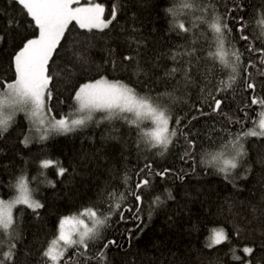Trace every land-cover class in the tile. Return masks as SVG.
Returning <instances> with one entry per match:
<instances>
[{"label": "snow or ice", "instance_id": "obj_1", "mask_svg": "<svg viewBox=\"0 0 264 264\" xmlns=\"http://www.w3.org/2000/svg\"><path fill=\"white\" fill-rule=\"evenodd\" d=\"M177 2L179 14H184L186 10L193 14V20L189 27L183 20L178 19L177 4L174 3L165 8V13L171 17L169 32L181 36L198 28L200 24H206L207 30L212 34L208 58L213 61L214 66L218 63L222 69L228 70L227 79L219 81L212 87H209L212 84L211 80L205 76V86L200 89L202 102L198 107L193 106L196 114L190 117L187 114L174 116L171 105L165 104L161 99L165 97L174 104L178 98L173 93H160L154 97L149 90L141 94L134 86L120 79H109L102 75L99 79L83 83L76 88L72 96V111L57 118L52 114L53 89L50 85L60 73L54 72L52 65L56 64L61 53L65 51V45L69 43L68 36L76 29L88 33L89 35L84 38L87 42L85 47H91L90 42L97 38L106 41L112 39L110 33L114 22L118 23V17L128 9V0H112L110 4L103 0H5V7L0 11V55L7 54L6 67L0 65V140L6 138L19 112H23L29 122L27 132L22 133L19 140L25 148H28L35 138L43 142L48 140L50 135H66L83 129L92 122L99 126L105 121H122L130 129H136L138 149L143 145L147 151L156 150L155 156L164 157L182 138L183 150L179 154L180 161L184 164H188L190 160L194 161L189 164V170L183 167L179 169L165 167L157 170L152 162H146L136 172L138 179L134 189L129 188L127 192V195L133 196L136 201L134 209L131 206H123L126 200L125 193L113 190L105 193L107 211L91 206L79 213L60 218L57 234L40 251L37 264H93V261L95 264H109L108 250L112 247L123 248L117 240L106 239L104 236V231L112 226V217L118 213L119 220L127 222L125 212H131L133 213L131 219L137 221L135 228L142 232L139 214L143 196L140 190H150L156 177L161 180L174 177L183 185L187 176L196 173L197 139L202 133L196 129L193 121L205 119L209 125L206 131L209 141H214L213 134L218 131L226 133L214 149L200 152L199 165L211 169L214 174L222 175L223 179L238 191L241 189L235 183L236 178L246 180L251 174L250 167L245 166L248 156L245 143L249 138L264 141V94H257V79L264 87V46L255 47L253 43V39H260L264 44V9L257 17L259 35L250 37L246 34L244 16L233 15L244 10L245 6L238 0H233L231 8L225 5L227 10L223 14L218 11L215 0ZM9 8L12 9V15H8ZM196 13L200 15H195ZM130 19L133 21L137 19L134 11ZM229 19H234L239 24L235 29L239 33V40L248 42L243 52L233 41L228 40L233 32ZM140 35L142 34L139 29L133 24L132 32L126 37L129 51H122L117 55L116 48L111 46L107 48L110 57L108 63L112 69L120 68L124 71L130 69L137 80L141 76L148 78L151 74L150 69L142 62L141 50L147 47V43ZM184 38L187 39V36L184 35ZM181 47H184L183 51L176 48L162 54L173 62L172 67L165 70L164 77L176 81V90H179L181 81L184 88L195 82L193 59L195 58L197 62L199 60L195 48L189 50L185 46ZM245 53L248 54L247 61L244 59ZM73 56L81 68L89 64L86 51H73ZM155 67H159V61L153 64V68ZM241 68L248 102L238 108L236 113H232L225 110L228 108L227 97L221 93L232 89L241 77ZM65 70L69 76L76 75L74 67L66 65ZM8 73H11L10 80L7 79ZM97 114H100L99 118ZM249 122L252 126L246 127ZM217 123L221 128L217 129ZM225 125H239L240 130L233 133ZM113 131L118 129L113 127ZM108 138L118 139L111 135ZM0 152H3V149H0ZM104 160L103 145L84 154V163H95L97 169L105 167L102 163ZM53 166L60 177H64L68 172L67 168L51 159L40 162L42 169ZM238 170H242L243 174ZM130 179L131 177L125 174V184ZM48 184L55 187L52 181H48ZM9 187L13 188L16 194L7 200L0 198V237H3L0 239V264H16L21 233L17 229L13 209L23 205L39 217L38 210L44 207L43 203L34 198L27 175H20ZM184 195L191 200L196 198L188 191H185ZM168 201H176L177 209L182 208L176 195L170 189H166L163 197L156 195L152 200L149 219L155 209L164 207ZM186 203L187 201L185 206ZM233 207L234 204H229L230 213ZM241 207H244V202H241ZM248 212L251 219L244 217L247 224L255 223L253 231L264 237V196L258 205L249 203ZM235 215L241 216L242 213L236 212ZM168 220L173 221V217L169 216ZM193 230L198 229L193 226ZM133 231L127 230L129 249L132 247L131 241L138 239V235L134 237ZM240 231L241 229L237 228L235 235L239 236ZM229 239V233L225 228H212L210 235L205 239L204 247L211 250L225 244ZM97 244H100V248L93 254L91 248ZM260 249L264 256V242L260 244ZM256 251L254 246L242 248L244 257L251 258ZM231 254L234 261L252 264V259L243 260L242 256L237 255L235 248L231 249ZM131 264H135L134 258ZM260 264H264V260Z\"/></svg>", "mask_w": 264, "mask_h": 264}, {"label": "trees", "instance_id": "obj_2", "mask_svg": "<svg viewBox=\"0 0 264 264\" xmlns=\"http://www.w3.org/2000/svg\"><path fill=\"white\" fill-rule=\"evenodd\" d=\"M110 4L112 0H103ZM200 2V0H197ZM243 4L244 10L233 15H243L246 23V34L250 37L259 35L260 28L257 25V17L264 9V0H238ZM177 4L178 19L191 27L193 14L186 10L180 13L177 0H128V9L118 17V23L114 22L113 30L110 33L112 39L92 40L91 47H85L87 42L85 36L88 33L76 29L68 36L69 43L65 45V51L52 65L54 72L60 75L54 78L52 85L53 99L51 106L53 115L57 118L72 111L74 90L81 84L99 79L100 76H107L109 79H120L143 94L151 90V94L156 97L160 93H173L178 99L173 104L165 97H161L165 104L171 105L175 115L196 114L193 106H200L202 94L200 89L205 86V76L211 80L213 85L219 81L226 80L228 70L222 69L217 63L208 58V51L212 45V34L207 30L206 24H200L190 33L177 36L174 32H169L171 17L165 13V8ZM218 11L223 14L226 7H233V0H215ZM5 7V0H0V11ZM135 12L137 19H130L131 13ZM8 15H12L9 8ZM195 15H200L196 13ZM230 26L233 27L232 34L228 37L243 52L248 42L239 40V33L236 28L239 24L234 19H229ZM133 24L139 29L140 38L145 40L147 47L141 50V58L144 66L150 69L148 78L143 76L139 80L132 75L131 70H113L108 63L110 57L107 48L109 46L117 49V55L122 51H129L126 37L132 32ZM99 36V34H98ZM255 47L264 46L260 39H253ZM189 50L195 48L198 62L193 59L194 83L184 88L183 81L179 90H176V81L164 77L165 70L172 67L173 62L163 56L170 50L184 47ZM10 51V49H9ZM73 51H86L89 64L84 68L76 62ZM7 54L0 55V65L6 67ZM55 59V58H54ZM187 59V57H185ZM245 61L248 54L245 53ZM159 61V67L153 68V64ZM74 67L76 75L69 76L65 66ZM197 68L199 71L197 72ZM241 77L226 93V104L232 113H236L238 108L248 102V93L244 90L243 68ZM254 71V70H250ZM11 73L7 74V79H11ZM179 79V77H177ZM257 94H264V87L257 79ZM205 107L206 104H205ZM258 110V109H257ZM254 115V113H253ZM196 129L202 135L197 139V163L196 173L185 178L183 185L174 177L161 180L156 177L150 190L141 189L143 204L141 206L140 217L141 228H135L137 221L131 219L133 213L125 212L127 222L119 220V214L112 217V226L104 231L106 239H115L123 246L122 249L110 248L108 250L109 264H131L133 258L135 264H243V261L232 259L231 249L237 250V255L243 260L252 259V264H260L264 260L260 244L264 242V237L253 231L255 223L248 225L246 219H251L248 212V205L259 204L264 196V141L257 138H249L245 143L248 156L245 166L250 167L251 174L248 179L236 178L235 183L240 191L233 188L225 181L222 175L214 174L211 169L199 165L200 152L207 149H214L220 144L225 132L213 134L214 141L207 139L206 131L208 124L205 119L193 121ZM249 122L246 127H251ZM29 122L23 112L16 115L15 121L6 138L0 140V198L9 199L15 194V190L9 187L10 183H15L17 177L22 174L27 175L30 180V187L33 189L34 198L44 204L39 209V217L33 211L23 205H18L14 209V217L17 221V229L21 233L18 241L16 264H37L40 251L47 246L48 241L57 234V226L60 218L79 213L86 207L95 206L107 211V196L105 193L115 191L125 193L126 200L124 207H136L133 196L127 195L128 189H134L137 182L136 172L143 165L150 161L157 170L165 167L179 169L183 167L189 170L190 160L184 164L179 159L182 152L183 139L181 138L176 147L170 148L164 157L155 156L156 150L147 151L144 146L138 149L136 146V129L129 128L122 121L103 122L99 126L92 122L87 127L79 129L66 135H53L43 142H32L28 148L19 143L22 133H26ZM113 127L118 131H113ZM217 129L221 128L219 123ZM233 133L240 130L239 125H225ZM118 137L110 139L109 136ZM103 145L105 160L102 163L105 167L97 169L95 163H84V154L99 149ZM44 159H51L59 162L60 165L68 169L64 177L57 175L56 167L42 169L40 162ZM241 174H243L242 170ZM44 173V175H41ZM127 174L131 179L127 184L124 176ZM48 181L55 183L51 187ZM170 189L176 195L177 201L182 208L177 209L176 201H168L162 208H157L152 212L149 219L151 202L156 195L164 196L165 190ZM185 191L191 192L196 198L191 200L184 195ZM186 206H185V202ZM244 202V207H241ZM229 204H234L232 213L228 211ZM242 213L241 216L235 215ZM172 216L173 221L168 217ZM171 224V226H169ZM196 226L198 230H193ZM223 227L229 233V241L225 244L209 250L204 247L205 239L210 235L212 228ZM240 228V235H235V230ZM133 229L134 237L138 239L131 241L132 247L128 248L127 230ZM3 237H0L2 239ZM244 246H254L257 251L251 258L244 257L242 248ZM100 248V244L91 248L93 254ZM72 250H69L71 254ZM95 264V261H93Z\"/></svg>", "mask_w": 264, "mask_h": 264}, {"label": "rangeland", "instance_id": "obj_3", "mask_svg": "<svg viewBox=\"0 0 264 264\" xmlns=\"http://www.w3.org/2000/svg\"><path fill=\"white\" fill-rule=\"evenodd\" d=\"M19 113H20V112H19ZM17 114H18V113H17ZM99 115H100V114H97V118H99ZM146 126H147V125H146ZM53 135H55V134H53ZM53 135H50V137L53 136ZM33 142H41V141H39L38 138H35ZM15 194H16V193H15ZM15 194H14V195H15ZM14 195H13V196H14ZM13 196H12V197H13ZM12 197H11V198H12ZM9 199H10V198H9ZM13 214H14V209H13Z\"/></svg>", "mask_w": 264, "mask_h": 264}]
</instances>
